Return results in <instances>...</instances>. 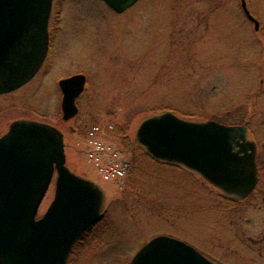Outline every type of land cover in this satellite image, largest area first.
<instances>
[{
  "label": "rangeland",
  "instance_id": "374dc122",
  "mask_svg": "<svg viewBox=\"0 0 264 264\" xmlns=\"http://www.w3.org/2000/svg\"><path fill=\"white\" fill-rule=\"evenodd\" d=\"M246 2L259 31L241 0H140L121 14L102 0H53L47 59L30 82L0 95V138L16 120L51 124L64 134L70 170L98 180L104 218L83 233L67 264H130L159 235L218 264H264V243L247 250L248 236L264 239L261 204L254 209L251 198L232 209L201 175L155 160L137 140L146 119L166 112L247 123L264 168V0ZM75 74L86 75V89L78 115L65 121L59 82ZM93 124L113 125L110 138L130 151L133 171L120 185L102 180L82 154ZM54 195L55 178L38 217Z\"/></svg>",
  "mask_w": 264,
  "mask_h": 264
},
{
  "label": "water",
  "instance_id": "95a60500",
  "mask_svg": "<svg viewBox=\"0 0 264 264\" xmlns=\"http://www.w3.org/2000/svg\"><path fill=\"white\" fill-rule=\"evenodd\" d=\"M121 14L139 0H102ZM53 0H0V95L30 82L49 51ZM247 18L260 23L242 0ZM87 78L62 79V113H79L77 99ZM138 142L156 160L182 165L230 196L246 198L258 183L256 143L247 124L192 122L166 112L146 119ZM64 134L51 124L21 119L0 138V264H67L73 247L104 218V193L67 166ZM55 196L37 218L54 180ZM130 264H215L189 244L160 235L145 244Z\"/></svg>",
  "mask_w": 264,
  "mask_h": 264
},
{
  "label": "built area",
  "instance_id": "2783aa9c",
  "mask_svg": "<svg viewBox=\"0 0 264 264\" xmlns=\"http://www.w3.org/2000/svg\"><path fill=\"white\" fill-rule=\"evenodd\" d=\"M86 157L97 174L107 182L121 183L131 172L125 153L109 138L100 125L92 126L85 141Z\"/></svg>",
  "mask_w": 264,
  "mask_h": 264
},
{
  "label": "flooded vegetation",
  "instance_id": "af4514ba",
  "mask_svg": "<svg viewBox=\"0 0 264 264\" xmlns=\"http://www.w3.org/2000/svg\"><path fill=\"white\" fill-rule=\"evenodd\" d=\"M50 43H51V35H50ZM50 50V49H49ZM249 126V125H248ZM259 145H258V143L256 144V165H257V168H258V183H257V185H256V187H255V189H254V191L250 194V195H248L246 198H244V199H242V198H240V197H236V196H230V195H226L225 193H224V195L227 197V200H229V201H231L232 203H233V205H235V207H233L232 209H235L236 208V210L237 211H239V210H241V209H243V208H240V206H241V202H246V201H248L249 199L251 200V198H254V201L252 200L251 201V203H254V206H253V208L254 209H257V210H259L260 208H259V205L261 204L263 207H264V190L263 189H261L260 188V185H261V183H262V181H263V178H264V168H262V166H260L261 165V163H260V161L261 160H259L258 161V158H259ZM260 164V165H259ZM49 190H50V188H49ZM49 190H48V192H49ZM48 192H47V194H48ZM47 194H46V196H47ZM253 195H255V197H253ZM46 196H45V198H46ZM45 198H44V200H45ZM43 200V201H44ZM43 203V202H42ZM236 205H237V207H236ZM41 207V206H40ZM261 207V206H260ZM40 210V209H39ZM45 214V213H44ZM43 214V215H44ZM42 215V216H43ZM42 216H39V217H37L38 219L39 218H41ZM261 220H262V218H261ZM247 241H248V243H250L247 247H249V248H247V250L248 251H254V245L255 246H259V245H261V243H264V239H256V238H254V237H252V236H248L247 237ZM242 248H243V246H242ZM240 248H238V250H235L234 251V253H235V255H238L239 253H240ZM246 250V251H247ZM247 251V252H248ZM201 252V251H200ZM249 253V252H248ZM205 255V254H204ZM207 258H209L210 260H212L213 262H215L216 264H218L217 263V261H215L214 259H212L211 257H208L207 255H205ZM261 262H264V260L262 259V261ZM260 264V263H259ZM262 264V263H261Z\"/></svg>",
  "mask_w": 264,
  "mask_h": 264
},
{
  "label": "trees",
  "instance_id": "16d2710c",
  "mask_svg": "<svg viewBox=\"0 0 264 264\" xmlns=\"http://www.w3.org/2000/svg\"><path fill=\"white\" fill-rule=\"evenodd\" d=\"M158 161V160H157ZM159 162H161V161H159ZM168 165H172V164H168Z\"/></svg>",
  "mask_w": 264,
  "mask_h": 264
}]
</instances>
